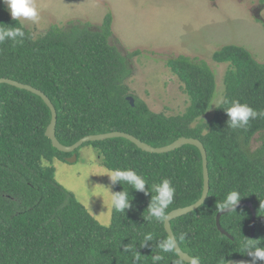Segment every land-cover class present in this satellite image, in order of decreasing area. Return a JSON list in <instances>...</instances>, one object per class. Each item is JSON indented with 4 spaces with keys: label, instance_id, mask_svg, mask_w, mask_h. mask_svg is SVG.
<instances>
[{
    "label": "trees",
    "instance_id": "16d2710c",
    "mask_svg": "<svg viewBox=\"0 0 264 264\" xmlns=\"http://www.w3.org/2000/svg\"><path fill=\"white\" fill-rule=\"evenodd\" d=\"M112 16L99 25L69 20L50 25L39 36L24 27L23 44L0 43V77L30 84L44 92L57 112L55 133L71 145L88 134L123 131L152 145L163 146L180 136L198 138L207 152L209 191L203 206L171 220L181 249L201 264H225L238 257L250 259L242 244L264 241V118L247 128L231 129L224 109L238 100L264 110V62L245 47L226 44L211 58L227 63L223 98L207 121L202 117L215 96L216 81L206 61L187 55L169 57L166 65L182 83L188 105L180 114L152 111L132 96L126 84L132 74L130 60L138 50L123 54L110 42ZM0 26H21L0 3ZM132 96L134 104L127 99ZM51 113L40 96L15 86L0 84V264H191L175 251L163 253L159 242L169 236L164 223L145 220L152 184L171 179L176 189L167 212L194 203L202 193V158L196 146L185 144L169 152L151 153L126 138L90 141L100 163L112 171L132 168L146 177L145 195L127 183L113 191L130 193L133 207L117 212L101 224L75 194L55 178L52 165L43 160H65L71 153L59 151L45 135ZM258 136L259 144L251 148ZM83 144V145H84ZM82 146V145H81ZM77 149L74 151L76 153ZM238 190L242 201L255 209V231L248 206L216 216L226 195ZM151 234L152 241L144 242ZM124 248L130 249L124 251ZM264 264V262H258Z\"/></svg>",
    "mask_w": 264,
    "mask_h": 264
},
{
    "label": "rangeland",
    "instance_id": "374dc122",
    "mask_svg": "<svg viewBox=\"0 0 264 264\" xmlns=\"http://www.w3.org/2000/svg\"><path fill=\"white\" fill-rule=\"evenodd\" d=\"M38 22L20 21L34 36L50 25L65 26L69 20L99 25L112 16L113 43L123 54L139 51L130 63L132 74L126 79L129 92L155 112L182 113L188 96L182 83L166 65L169 57L180 54L202 59L213 70L216 91L202 117L207 121L223 98V77L227 63H217L212 53L226 44L248 49L264 62V0H36ZM10 14V13H9ZM215 103V105H214ZM259 144L258 136L251 148ZM76 160H43L52 165L55 178L72 191L103 225L111 221L113 184L97 150L84 144Z\"/></svg>",
    "mask_w": 264,
    "mask_h": 264
},
{
    "label": "clouds",
    "instance_id": "9594fccd",
    "mask_svg": "<svg viewBox=\"0 0 264 264\" xmlns=\"http://www.w3.org/2000/svg\"><path fill=\"white\" fill-rule=\"evenodd\" d=\"M0 3L6 6V10L10 13L12 20L16 22L31 21L36 23L40 19L41 10L37 7L36 0H0ZM25 37L26 33L22 23L19 27L0 26V43L10 40L13 44H23ZM224 110L228 116L227 126L231 129H244L249 126L250 121L256 120L257 118H264V110L254 109L247 103H241L238 100L231 101L230 106ZM107 174L113 185L123 182L131 185L132 189L145 193V195L149 193L146 187V177L138 174L132 168H117ZM151 188V193H155V195L151 197L147 208L148 215L144 218L145 220L151 221L154 219L166 224L170 219V213L167 212V209L173 203L176 189L169 178H163L159 183L152 184ZM129 195L130 193L125 190L111 192V203L115 211L125 213V210L133 207ZM241 197L238 190L230 191L219 205L220 212L225 210L226 212H235ZM200 201L199 206L202 207L203 202L202 200ZM152 240L153 236L146 234L142 246H145L146 242ZM177 245V238L169 234V237L160 241L158 246L161 252L168 253L177 249ZM242 247L250 259L241 262V264H258V262H264V241L249 238L243 242ZM129 250L128 248H124V251ZM163 259L164 257L161 254H156L152 257L153 264H159ZM139 260V256H134L133 264H138ZM192 264H198V262H192Z\"/></svg>",
    "mask_w": 264,
    "mask_h": 264
},
{
    "label": "water",
    "instance_id": "95a60500",
    "mask_svg": "<svg viewBox=\"0 0 264 264\" xmlns=\"http://www.w3.org/2000/svg\"><path fill=\"white\" fill-rule=\"evenodd\" d=\"M1 83H6L9 85L15 86L17 88L28 90L34 94H37L38 96L42 98V100L48 106L50 113H51L50 121L45 130V135L50 139L53 147H55L59 151H62L65 153H71L70 156L65 157V160L67 162H74L76 160L77 157L74 151L78 149L81 145H83L84 143L90 142V141L104 140V139L113 138V137L126 138L130 142L134 143L139 149L146 151V152H151V153L169 152L185 144L196 146L198 150L200 151L201 158H202V176H203L202 193H201V196L194 203L184 206V207L175 208L168 212L170 213V219L168 222H166V224H164V227H165V230L168 236L169 234L174 235L171 229L172 219L197 209L199 207V203L201 202L200 200H202L203 203L206 200L208 191H209V171H208L207 152H206V149L203 143L198 138L180 136L169 144H166L163 146H152L140 140L139 138L135 137L132 134L116 130V131H110V132H104V133L88 134V135L81 137L79 140H77L71 145H65L59 142V140L56 137L55 127H56V120H57V112H56L55 106L53 105L49 97L44 92H42L38 88L33 87L30 84L22 83L20 81L7 78V77H0V84ZM127 99L130 101L132 105L134 104V99L132 96H128ZM241 206H248L251 210V213H252L251 236H253L254 231H255V219H256L255 209L250 201L239 200V203L236 208L241 207ZM225 213H228V212H226L225 210L222 212L219 211L217 213L216 225L221 233L226 234L227 236L232 238V236L220 224V217ZM174 251L180 257V259H182L185 262H188L191 264L192 262H198V264H201V262L198 259L194 258L193 256L189 255L187 252L183 251L181 247L179 246V244L177 245V249H175ZM248 260H249L248 258L238 257V258H233V259L228 260L225 264H241V262L248 261Z\"/></svg>",
    "mask_w": 264,
    "mask_h": 264
}]
</instances>
